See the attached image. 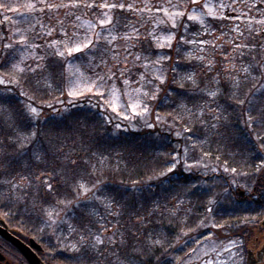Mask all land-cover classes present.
Wrapping results in <instances>:
<instances>
[{"label": "trees", "instance_id": "obj_1", "mask_svg": "<svg viewBox=\"0 0 264 264\" xmlns=\"http://www.w3.org/2000/svg\"><path fill=\"white\" fill-rule=\"evenodd\" d=\"M113 15L120 31L134 18L132 11ZM4 17L0 8V58L8 52L4 44L14 41ZM180 23L185 27L172 30L177 38L181 33L186 40L203 33L192 22ZM208 23L214 33L228 32L227 21ZM263 36L252 33L233 69L227 68L223 56L214 67H205L191 55L188 43L177 45L173 40L172 49H159L153 42L152 51L164 56L166 82L157 98L149 99L147 116L132 118L113 111L100 95L71 96L70 57L61 76L54 49L41 44L25 71H14L12 82L0 85V97L9 101L0 103V203L11 217L29 226L51 230L49 223H55L53 241L66 251L81 252L75 256L79 264H178L177 258L190 248L187 245L206 234L226 241L242 235L248 228L245 221L252 218V190L264 179V170L255 171L264 155L256 139L264 136V124L250 128L242 115L264 100V90H252L260 78L254 69L264 62ZM148 47L143 39L134 46L138 55H145L143 49ZM222 50L229 53L227 47ZM37 62L43 69L39 83L27 87L25 77L32 76L36 83L28 66L36 67ZM50 62L55 72L48 67ZM211 92L217 95L212 97ZM233 94L252 105L236 104ZM29 106L38 115L31 114ZM185 127L193 132H185ZM31 132L38 135L23 140ZM22 140L27 147H21ZM70 159L80 165L79 182L89 187L94 182L101 189L96 193L99 199L92 198L93 193L87 199L83 194L74 198ZM14 182L28 183L23 196L13 192ZM49 183L52 191L47 189ZM68 200L72 203L67 206L58 203ZM98 234L111 239L99 247L80 240Z\"/></svg>", "mask_w": 264, "mask_h": 264}, {"label": "rangeland", "instance_id": "obj_2", "mask_svg": "<svg viewBox=\"0 0 264 264\" xmlns=\"http://www.w3.org/2000/svg\"><path fill=\"white\" fill-rule=\"evenodd\" d=\"M100 0H96L99 3ZM28 0H0V4H9L13 8H20L19 12L8 11L4 8H1L6 17L3 21L9 24L14 40L21 38V33L29 36L30 43L39 44V48L30 47L23 55L25 57L24 62L20 63L21 68H25L31 60H34L33 57L38 56V49L41 48V44L49 45L54 40H59L60 37L58 33H62L67 30L70 34L76 33L80 39H83L84 36L92 34V27L95 25L96 17L93 12H85L82 9H73V8H52L45 9L43 12L40 11V8L43 5H37L35 11H28L26 8L20 7L21 5L27 3ZM36 2V0H32ZM61 0H48V3L59 4ZM64 3H71V0H63ZM223 2L226 7L218 9V16L215 20H224L229 22L228 32H212L209 27L208 20L212 19L205 16V27L199 28L203 29L202 34H193L191 39L197 41L195 44H189L190 53L193 57L197 58L200 62H203L205 67L215 66L217 59L221 56L225 57L224 64L228 69L235 68L237 65L236 58L238 54L243 50L246 41L252 35V33H261L264 34V3L263 1L256 0H213V4H219ZM127 3L133 4L136 8L134 13V18L130 22V25L120 31L117 27L112 31V36L116 37V40L113 44L108 45L106 42H101L102 47L99 49L93 48L90 52L86 51L85 54H79L80 59H73L70 57L68 61V85L69 93L74 98H80L87 94H96L99 92H104L105 95L101 96L107 101L110 108H113V105L116 107V112H120L124 117L132 118L136 116L129 107L125 105L128 103L135 102L137 98L145 103L148 107L149 113V99L143 96V92L151 91L153 85L156 81H153V84H145V86L139 87V93L134 91L138 85L133 81L130 83V86L123 87L119 84V80L113 78L111 81L107 80V76L112 75L113 65L119 64V68L122 69L126 64L129 69L132 70V73L139 78V73L136 71V64L144 62L150 63L151 60L160 59L159 64H153L149 68V78L152 75L163 73L161 63L164 60L163 54L149 55L150 60L144 61L145 55L141 56V61H136L135 57L138 55L135 52V44H138L139 41L135 39L137 35L136 29H139L142 37H147L149 31L155 32L157 36L166 37L170 33L167 31L165 25L158 23L159 20H165L166 23L167 17L164 16L162 12H157L153 5H164V7H169L166 0H127ZM173 4H179V8H171V11L182 10V7L185 3V0H172ZM152 8L151 11L145 9V5ZM189 7H192L189 5ZM141 9H144L141 11ZM59 10H64L59 13ZM79 17V19H77ZM182 19L178 20V23ZM63 21V25L59 23ZM43 25V27L41 26ZM54 28L56 31L52 36H48L47 32L49 29ZM99 31V29H95ZM207 33V34H206ZM104 35H107L105 32ZM129 36L133 37L132 39H122V37ZM264 37V36H263ZM111 39V36L109 37ZM151 39V38H150ZM203 40L204 43L201 44L199 41ZM155 43V41H153ZM264 43V39H263ZM237 45H240L237 47ZM214 46V47H213ZM223 47L229 49L227 55L222 54ZM52 48V47H49ZM59 50H63L61 44H57ZM53 49V48H52ZM127 56V60H124V57ZM163 58V59H161ZM202 58V59H200ZM20 56H17V61H19ZM79 69V72L76 70ZM159 69L160 73L156 70ZM98 76L105 77L103 82L104 86L98 89H93L91 92L89 88L93 82L100 83ZM125 77H120L124 79ZM117 87L120 89L117 93V97H113L110 94V89ZM123 92L130 93V95H123ZM103 99V100H104ZM139 112H143V108L137 109ZM147 113V114H148ZM144 114L142 116H147ZM28 183L22 184L19 182H14L12 189L13 192L18 196H23L24 190L28 189ZM90 196L86 195V199ZM51 226L52 233L54 234L57 231L55 223H49ZM99 237L102 241L110 240L111 237H107L101 234L93 236L83 235L80 240L81 242L92 243L95 247H99L102 244L96 243V238ZM210 237V239H209ZM73 245V244H72ZM74 246V245H73ZM188 249L185 250V254L182 257H178L175 263L178 264H236V253L235 248L237 247L236 242H220L211 235L207 234L196 241H192L187 245ZM190 251L189 254L187 252ZM181 262L179 263V261Z\"/></svg>", "mask_w": 264, "mask_h": 264}, {"label": "snow or ice", "instance_id": "obj_3", "mask_svg": "<svg viewBox=\"0 0 264 264\" xmlns=\"http://www.w3.org/2000/svg\"><path fill=\"white\" fill-rule=\"evenodd\" d=\"M169 7H164V5H153L152 7L155 8L157 12H162L165 17H167L168 23L165 22V20H159L158 23L161 25H165L167 31L170 33L166 37H160L155 34L153 31L148 32L147 37H143L140 34L139 29H136L137 35L135 36V39L137 41L147 40L149 47L144 48L143 52L145 53L144 61H149L150 57L148 53H151L152 55H158L154 51H152V43L155 41V47L159 49H172L173 48V40H176L177 45L188 43V44H195L197 43L194 39H185L183 33H181L180 37L177 38L175 34L172 32L173 29H178L185 27L183 23H180L178 25V20L183 19L188 22H192L193 25H200L202 28L205 27V20L204 17H210L213 20H215L218 16V9L226 7V5L223 2H220L219 4L214 5L213 0H185V3L182 7V10L178 11H171V8H179L181 7L179 4H173L172 0H166ZM43 5V7L40 8V11H44L47 9L52 8H86L93 12V14L96 17L95 25L92 27V34L91 35H85L83 39H80L76 33H69L67 30L63 31L62 33H58L60 39L54 40L49 47H52L54 49L53 55L58 57L59 59L55 61V65H57L61 70V76H63V72L65 70V63L67 61V58L71 57L73 59H80L81 56L79 54H85L86 51L90 52L94 47L99 49L102 47V41L106 42L108 45L113 44V42L116 40L115 36H112V31L117 27L118 21L115 19L114 13H118L120 15H123L125 11H136V8L133 4L127 3V0H100L99 3L96 2V0H71V3H64L63 0L59 4H53L48 3V0H36V2H32V0H28L27 3L21 5L20 7L26 8L28 11H35L37 9V5ZM192 6V7H189ZM0 8H4L8 11L13 12H19L20 8H13L9 4H0ZM145 9L148 11H151L152 8L148 7V5H145ZM144 9H141L143 11ZM79 19V17H77ZM61 25H63V21H60ZM43 27V25H41ZM126 27V25H124ZM99 29V31H96L95 29ZM56 30L54 28L49 29L47 32L48 36H52L53 33ZM107 33V35H104V33ZM207 34V33H206ZM111 36V39L109 37ZM133 37L125 36L122 37V39H132ZM151 38V39H149ZM199 43L203 44L204 41L201 40ZM57 44H61L63 46V50H59L57 48ZM240 45H237L239 47ZM35 47L39 48V44H32L30 43V38L27 35H24L21 33V38L14 40L12 42H8L4 44V48L8 49L7 54L0 58V85H4L6 81L12 82V76L14 75V71H19L20 73H23L25 71L24 68L20 67V63L24 62V53L30 48ZM214 47V46H213ZM20 56L19 61H17V56ZM168 59H171V57H167ZM35 60L36 58L33 57ZM39 59H43V57H40ZM163 59V58H161ZM202 59V58H200ZM124 60H127V56L124 57ZM136 61H141V56L137 55L135 57ZM160 59L151 60L150 63H138L136 64V71L139 73V78L137 79L136 76L132 73V70L127 67L125 64L122 69L119 68V64L113 65L112 75L107 76V80L111 81L113 78H116L119 80V84L123 87L130 86L131 82H135L138 87L134 89L137 93H139V87L145 86V84H153V81H157L158 84L153 85V89L151 91H145L143 92V96L147 97L150 100H155L157 98L160 86L164 85L166 82V77L160 73V70L157 69L156 71L160 74L152 75L151 78H149V68L153 64H159ZM48 67L55 72L56 68L53 66V62H50ZM264 62H262L260 68H255L254 70L258 73L259 79L256 80L255 83L252 84V90L255 92H261L264 90ZM28 70L37 77L36 83H33V77L28 76L25 77L27 87H33L36 88L39 83V76L42 72V66L37 62L36 67H31V65L28 66ZM79 72V69L76 70ZM245 72L248 71V69H244ZM120 77H125L124 79H120ZM100 83L93 82L91 84V87L89 88V91L91 92L93 89H98L100 87H103L105 77L98 76L97 77ZM187 79L191 80L192 77L189 76ZM15 83L19 84L20 81L17 80ZM181 88L184 87L183 84L180 85ZM120 91L119 88L113 87L110 89V94L113 97H117V93ZM24 93H21L23 95ZM71 94V93H69ZM97 95L104 96V92H97ZM123 95H130V93L123 92ZM212 97H215L217 95L216 92L209 93ZM233 100L238 105H245L246 103L249 105H252L251 100L247 99H239L235 97V94H233ZM9 102L6 98L0 97V103H6ZM126 107H129L132 112L137 115H144L148 113V107L145 103L140 101L138 98L135 102L128 103L125 105ZM143 108V112L137 111V109ZM29 110L31 114L38 115V112L35 108H32L29 106ZM113 111H116L115 105H113L112 108ZM242 115L246 116L245 124L248 125V127H252L254 124H264V100L261 101V104L259 106L252 105L250 108H248ZM214 119L220 120V116H215ZM152 125H148V127H151ZM215 127V125H213ZM185 132H193V128L191 127H185ZM38 135L36 132H31L29 136H26L23 138V140H31L32 138H35ZM179 135V134H178ZM256 139L260 142L258 151L260 153H264V136H257ZM23 140L21 141V147H27L26 144L23 143ZM193 149L195 148V145L193 144L191 146ZM255 147V146H254ZM37 159H40L39 156H37ZM175 159V158H173ZM259 159L261 163L256 166L255 171L261 172L264 170V155H260ZM69 166L72 169L73 173V183L70 185V191L73 194L75 199H79L81 195H87L88 193H93L94 199H99V197L96 195L97 192H101V189H99L96 185V183H91V186L89 187L86 183H81L79 180L76 179V176L78 175L76 172V169L80 167L78 162L75 159L69 160ZM194 165H188V167H193ZM174 170L173 167L168 168V172H172ZM225 172L229 171L228 168L224 169ZM231 171L233 173L237 172L236 168H232ZM166 173H161V175H165ZM39 179V177H37ZM48 191L53 190V186L51 183L47 184ZM95 190V191H94ZM214 201L209 200V204H212ZM58 203H65L71 204L72 201H59ZM208 211L211 212L212 209L208 208ZM51 215V214H50ZM210 239V237H209ZM97 244H103L104 241L100 240L99 237L96 238ZM158 243V241H157Z\"/></svg>", "mask_w": 264, "mask_h": 264}, {"label": "flooded vegetation", "instance_id": "obj_4", "mask_svg": "<svg viewBox=\"0 0 264 264\" xmlns=\"http://www.w3.org/2000/svg\"><path fill=\"white\" fill-rule=\"evenodd\" d=\"M239 194L247 200L244 192ZM251 196L252 218L245 221L248 228L231 240H219L236 242V264H264V179ZM81 254L59 247L49 227L29 226L19 217H11L8 207L0 203V264H79L75 256Z\"/></svg>", "mask_w": 264, "mask_h": 264}]
</instances>
